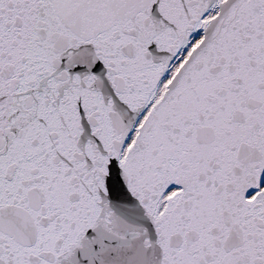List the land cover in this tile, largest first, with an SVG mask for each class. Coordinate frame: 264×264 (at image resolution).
I'll list each match as a JSON object with an SVG mask.
<instances>
[{
	"label": "snow or ice",
	"instance_id": "6c2138e0",
	"mask_svg": "<svg viewBox=\"0 0 264 264\" xmlns=\"http://www.w3.org/2000/svg\"><path fill=\"white\" fill-rule=\"evenodd\" d=\"M0 264H264V0H0Z\"/></svg>",
	"mask_w": 264,
	"mask_h": 264
}]
</instances>
